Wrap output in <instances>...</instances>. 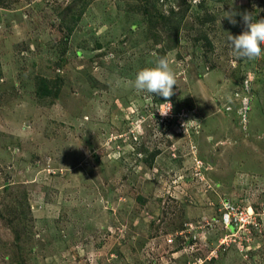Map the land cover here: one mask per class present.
Wrapping results in <instances>:
<instances>
[{
	"label": "rangeland",
	"instance_id": "374dc122",
	"mask_svg": "<svg viewBox=\"0 0 264 264\" xmlns=\"http://www.w3.org/2000/svg\"><path fill=\"white\" fill-rule=\"evenodd\" d=\"M231 11L264 0H0V264H264V55ZM159 57L166 117L129 83Z\"/></svg>",
	"mask_w": 264,
	"mask_h": 264
},
{
	"label": "clouds",
	"instance_id": "9594fccd",
	"mask_svg": "<svg viewBox=\"0 0 264 264\" xmlns=\"http://www.w3.org/2000/svg\"><path fill=\"white\" fill-rule=\"evenodd\" d=\"M223 18H227L230 23L235 25L236 15H241L245 30L239 35L227 37V42L231 46L233 54L238 59L256 60L264 55V19L254 18L252 13H236L234 11L226 12ZM137 91H143L162 96L166 102V109L159 111L161 116H168L173 105L170 98L174 95V86H176V75L167 57H159L155 61V66L145 67L135 75L134 81L129 82ZM186 124V123H185ZM185 124L183 125L185 128Z\"/></svg>",
	"mask_w": 264,
	"mask_h": 264
},
{
	"label": "built area",
	"instance_id": "2783aa9c",
	"mask_svg": "<svg viewBox=\"0 0 264 264\" xmlns=\"http://www.w3.org/2000/svg\"><path fill=\"white\" fill-rule=\"evenodd\" d=\"M238 217H236L235 215L232 214H226L225 216V221H227L228 225H232L234 224V221L237 220Z\"/></svg>",
	"mask_w": 264,
	"mask_h": 264
},
{
	"label": "trees",
	"instance_id": "16d2710c",
	"mask_svg": "<svg viewBox=\"0 0 264 264\" xmlns=\"http://www.w3.org/2000/svg\"><path fill=\"white\" fill-rule=\"evenodd\" d=\"M44 87H45V89H47V91H48V89H49V86L45 84V86H44ZM47 91H45V92H47ZM51 91H53V90H52V89H51V90L49 89V92H51Z\"/></svg>",
	"mask_w": 264,
	"mask_h": 264
}]
</instances>
